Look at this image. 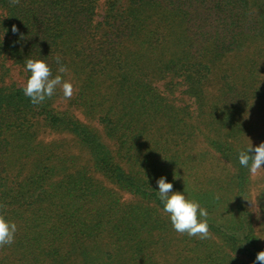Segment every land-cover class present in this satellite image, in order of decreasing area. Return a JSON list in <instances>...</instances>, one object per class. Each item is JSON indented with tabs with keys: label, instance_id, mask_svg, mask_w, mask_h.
Instances as JSON below:
<instances>
[{
	"label": "trees",
	"instance_id": "1",
	"mask_svg": "<svg viewBox=\"0 0 264 264\" xmlns=\"http://www.w3.org/2000/svg\"><path fill=\"white\" fill-rule=\"evenodd\" d=\"M29 58L72 97L33 105ZM262 142L264 0H0V264H256L264 170L238 153ZM161 176L209 238L173 229Z\"/></svg>",
	"mask_w": 264,
	"mask_h": 264
},
{
	"label": "clouds",
	"instance_id": "2",
	"mask_svg": "<svg viewBox=\"0 0 264 264\" xmlns=\"http://www.w3.org/2000/svg\"><path fill=\"white\" fill-rule=\"evenodd\" d=\"M15 2V0H13ZM13 31H16L13 28ZM58 73H67L68 68L56 60ZM25 70L30 73L23 86V94L30 99L33 105H39L51 98L56 89L60 88L65 98H71L74 86L70 80H65L62 75L52 76L48 63L43 59L29 58L25 61ZM241 167L246 168L250 175H256L264 170V142L253 146L252 143L238 153ZM157 194L163 204V212L170 219L173 229L180 234L200 239L209 238L208 211L199 201L188 198L184 191H173V183L166 176H161L156 181ZM18 230L17 224L0 214V247L14 243ZM256 264H264V250L257 253Z\"/></svg>",
	"mask_w": 264,
	"mask_h": 264
},
{
	"label": "rangeland",
	"instance_id": "3",
	"mask_svg": "<svg viewBox=\"0 0 264 264\" xmlns=\"http://www.w3.org/2000/svg\"><path fill=\"white\" fill-rule=\"evenodd\" d=\"M10 76H11V79L18 81L20 84L24 83V76L18 67L15 66L12 68V71L10 72ZM182 97L185 98V101L187 103L188 102L192 103V106H193L192 108L195 109V103L193 104V101H194L193 98L187 97L185 95H183Z\"/></svg>",
	"mask_w": 264,
	"mask_h": 264
}]
</instances>
